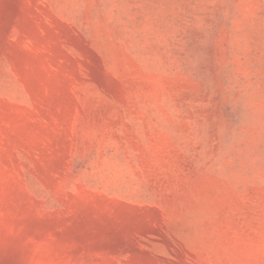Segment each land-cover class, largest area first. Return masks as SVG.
<instances>
[{
  "label": "rangeland",
  "instance_id": "374dc122",
  "mask_svg": "<svg viewBox=\"0 0 264 264\" xmlns=\"http://www.w3.org/2000/svg\"><path fill=\"white\" fill-rule=\"evenodd\" d=\"M0 264H264V0H0Z\"/></svg>",
  "mask_w": 264,
  "mask_h": 264
}]
</instances>
